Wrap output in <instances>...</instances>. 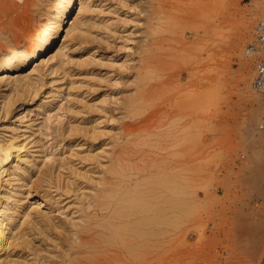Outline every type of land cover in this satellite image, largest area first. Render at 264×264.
Here are the masks:
<instances>
[{"label": "rangeland", "instance_id": "374dc122", "mask_svg": "<svg viewBox=\"0 0 264 264\" xmlns=\"http://www.w3.org/2000/svg\"><path fill=\"white\" fill-rule=\"evenodd\" d=\"M62 2L35 0L33 25L12 34L4 26L0 55L24 42L28 48ZM167 2L84 0L79 16L75 10L83 22L81 34L64 39L63 32L27 71L61 43L66 44V65L44 76L29 104L24 103L28 90L9 87L13 103L7 114L0 113V132L15 128L31 162L20 203L33 213L35 199L48 193L42 209L49 221L40 222L47 227V240L36 237L35 228L30 236L32 249L41 248L39 254L47 259H35L29 245L11 250L9 264H69L76 256L70 247L74 227L85 226L95 213L93 205L106 202L130 215L117 229L94 232L98 247L90 251L97 252L100 264H144L149 251L159 253L161 264H264L262 100L251 86L259 56L255 28L264 18V0H222V9L214 5L217 0H174L169 8L161 6ZM219 16L221 28L215 26ZM204 78L208 81L201 87ZM203 114L207 122L201 124ZM119 182L129 184L117 187ZM24 189L39 194L30 198ZM125 191L126 201L117 206ZM182 193L193 195L188 201ZM180 200L192 207L190 217L185 210L153 211ZM137 217L145 219L140 227ZM172 229L173 235L158 234ZM169 255L173 261L165 263Z\"/></svg>", "mask_w": 264, "mask_h": 264}, {"label": "bare ground", "instance_id": "6f19581e", "mask_svg": "<svg viewBox=\"0 0 264 264\" xmlns=\"http://www.w3.org/2000/svg\"><path fill=\"white\" fill-rule=\"evenodd\" d=\"M84 0H64V2H62V6H60V8L56 11V14L54 15V17L52 18V21H50L49 23H47V25L45 26V28L41 31V33L38 34V36L32 41V43L30 44V46H28V48H26V44L25 42L22 43L19 46H16L15 48L13 47L11 50H6L4 51L1 55H0V113L3 114H7L9 112V109L11 107V103L12 102V98L9 96V94L7 93V91H9V87L14 88L17 90L20 89H26L28 90V95H26L25 97L27 98V100L25 99L26 104H29L33 101L34 97L36 96L37 93V89H38V85H41V81H43L44 76L48 75V74H52L54 73V71L57 70V67L60 66H64L66 65L64 61L65 59V55L63 52V50L66 48V44L64 45L63 43H61L59 45V47L57 48V50L54 52V54L50 55L49 58H47L46 60H43L40 62V66L37 65L32 72L27 71V68L32 65L37 59H39L38 57L41 56L42 54H44L45 52H47L48 50H50L56 43L57 39L61 36V34L64 32V39L66 37V39L70 36L72 38L77 36V33L81 34V26L83 25V22L81 20V18H79V11L82 10V3ZM174 0H168V2L166 3V5H162L164 8H169L171 5V2H173ZM78 2V3H77ZM164 2V1H163ZM175 3V2H174ZM35 0H0V34L2 31V28L6 25L10 26V33H14V30L17 29H21L22 27H24L25 25L30 26V24H32L34 18H33V11H32V7L35 6ZM216 6V8L222 9L223 3L222 0H217V2L214 4ZM79 7V8H78ZM212 7V6H210ZM78 9V16L77 14L75 15V10ZM163 10V9H162ZM172 11V10H171ZM152 14V13H151ZM164 15V14H163ZM166 16V15H165ZM35 21V20H34ZM33 25V24H32ZM223 25V20L222 18L219 16L216 19V23L215 26L218 28H221ZM5 28V27H4ZM23 29V28H22ZM25 29V28H24ZM25 30H23L24 32ZM9 34V33H8ZM78 34V35H79ZM6 35V34H5ZM12 36V35H11ZM6 37V36H3ZM29 37V36H28ZM6 39V38H5ZM31 39V38H28ZM69 39V38H68ZM32 40V39H31ZM4 41V40H2ZM30 41V40H29ZM63 42V41H62ZM19 43V42H18ZM30 43V42H29ZM1 44V43H0ZM1 50V49H0ZM42 65L45 66L46 70L45 73L43 71H41ZM48 70V72L46 73V71ZM140 78V77H139ZM145 80V79H144ZM208 81V79L204 78L203 82L201 84V87H205V83ZM11 90V89H10ZM25 90V91H26ZM29 90H31L30 93H33L32 96H30L31 94L29 93ZM19 97V96H18ZM137 96H134V98ZM17 97H15L16 99ZM140 97H138V100ZM14 99V100H15ZM130 100V99H129ZM200 104L203 107H206V101H205V97L201 96L200 99ZM131 101V100H130ZM133 101V100H132ZM18 102V101H17ZM126 102V101H125ZM134 102V101H133ZM16 103V101H15ZM206 104V105H205ZM24 105V104H23ZM199 105V104H198ZM19 106V105H18ZM12 110V109H11ZM140 112V111H139ZM138 112V114L140 115V113ZM137 114V115H138ZM1 117V116H0ZM22 117H20L21 119ZM207 115L203 114L200 118V122L201 124L206 123L207 122ZM143 121V120H142ZM141 121V122H142ZM72 126V125H71ZM70 126V127H71ZM4 128V127H3ZM2 128H0L1 130ZM74 130V129H73ZM70 131V130H69ZM259 131V128H258ZM261 132V131H260ZM75 142V141H74ZM26 145L23 142V139L21 138V135L18 134V131L13 128H4L1 132H0V264H9V252L11 250L16 251H23V250H27L26 247L28 248L29 245L31 246L30 250L33 251V256L35 257V259L39 258V259H43L46 256L47 259V255H41L39 254L40 249H32V241L31 239H33V237L30 238V236L35 235L36 232H34V228L38 231V235L36 234V237H41V239H46L48 238V234H47V230H46V225L44 224L41 225L40 222L42 221V223H45L44 221H48V219H46L45 217V213H44V209H42V207H45V205H47L45 203L46 200V194H41L40 198H34L35 196H37L39 194L38 190H34L33 192L29 191V190H25L28 191V193L26 194L27 197H32L35 199V203H36V208H34V212L31 213L30 211H28L27 207H25L24 205H21V201L24 200L23 199V192L20 190L22 188V182L24 179V175L26 174V167L29 166V159L27 158V153H25V148ZM205 149V148H204ZM27 152V151H26ZM31 155V154H30ZM33 158V157H32ZM31 159V158H30ZM33 161V160H31ZM34 162V161H33ZM32 166V165H31ZM33 167V166H32ZM31 167V168H32ZM30 168L28 167V170ZM143 174V173H142ZM27 175V174H26ZM141 175V173H140ZM257 175V174H256ZM26 177V176H25ZM29 178V177H28ZM181 177H179L180 180ZM190 178V177H189ZM30 179V178H29ZM129 179V178H128ZM173 179V178H172ZM175 179V178H174ZM27 180V179H26ZM133 180V179H132ZM176 180V179H175ZM189 180V179H188ZM181 181V180H180ZM28 182V180H27ZM137 182V181H136ZM135 182V183H136ZM182 182V181H181ZM125 183V182H124ZM139 183V182H138ZM141 183V182H140ZM185 183V182H183ZM25 185V183H23ZM129 184V183H127ZM126 184V185H127ZM180 184V183H179ZM126 185H121L120 182L116 185L117 187H123L126 188ZM134 185V182H133ZM141 185V184H140ZM192 185V183H191ZM40 186V185H39ZM180 186V185H179ZM115 187V186H114ZM136 187L137 184H136ZM178 187V185H177ZM176 187V188H177ZM181 187V186H180ZM31 188V187H30ZM116 188V187H115ZM122 188V189H123ZM132 188V187H131ZM135 188V187H133ZM182 188V187H181ZM190 188V187H189ZM188 188V189H189ZM29 189V188H28ZM120 189V188H119ZM126 190V189H125ZM192 190V188L190 189ZM110 191H112V189H110ZM155 191V190H154ZM157 191V190H156ZM108 192V191H107ZM115 192V191H114ZM132 192V191H131ZM130 192V193H131ZM182 190L179 191L178 193L181 194ZM191 192V191H190ZM196 192V191H195ZM194 192V193H195ZM104 193V192H103ZM102 193V194H103ZM124 193V192H123ZM126 193H128L129 195V191L126 192L125 194H122L121 197L117 200V202L119 203H115L117 206L124 204V195H126ZM171 194V193H170ZM187 193L183 194L184 196ZM205 194V193H202ZM104 195V194H103ZM102 195V197H103ZM127 195V196H128ZM157 195V194H156ZM155 195V196H156ZM161 195V194H160ZM193 195V194H192ZM190 193H188V201L191 199L190 197L192 196ZM196 195V194H195ZM163 196V195H162ZM166 196V195H165ZM171 196V195H170ZM199 196V195H198ZM108 197V195L106 196ZM119 197V196H118ZM158 197V196H157ZM177 197V196H175ZM26 198V196H25ZM99 198V197H98ZM104 198V197H103ZM154 200L156 197H153ZM166 198V197H165ZM182 198V197H181ZM180 198V199H181ZM186 198V197H185ZM197 198V197H196ZM195 198V199H196ZM33 199V200H34ZM101 199V198H100ZM130 201V198H128ZM140 199V198H138ZM137 199V200H138ZM159 199V198H158ZM163 199V198H162ZM26 200V199H25ZM31 200V199H29ZM111 200V199H110ZM133 200V199H132ZM136 200V201H137ZM142 200V199H140ZM168 200V197H167ZM173 200V199H172ZM187 200V199H186ZM32 201V200H31ZM105 201V200H103ZM122 201H124L123 203H121ZM159 201V200H158ZM30 202V201H29ZM138 202V201H137ZM136 202V204H137ZM163 202V201H161ZM174 202V200L172 201ZM33 203V202H32ZM99 203V202H98ZM109 203V202H108ZM107 202L105 204H99V205H93V208L95 209V213H93V215L91 217H88V219L86 220L87 224L84 226H80L79 229H75L74 225V232L73 234L76 236L75 239L73 240L72 244L70 247L75 248L76 249V256H74L73 258H69L68 263L69 264H100L102 263V261L100 260H96L97 256L94 255V253L97 252H93L90 250H94L98 247V245H96V239L94 237L95 233L97 230H101L104 227L107 228L108 230H111V228L113 229H117L119 226L122 225V223L124 222L123 219H125V217H129L130 214H128L127 212H125V208L121 207L123 209H113L112 206H110ZM112 203V202H111ZM140 203V202H139ZM142 203V201H141ZM145 203V201H144ZM166 203H168L166 201ZM170 203V201H169ZM23 204V203H22ZM114 204V205H115ZM154 204V203H153ZM165 205V202L164 204ZM161 205V206H163ZM169 205V204H168ZM127 206V205H126ZM131 206H135L132 205ZM140 205L136 206L138 207V209H141V207L139 208ZM157 206V205H156ZM160 206V205H158ZM116 207V206H115ZM128 208V207H126ZM148 208V207H146ZM145 208L146 211H148ZM192 207L189 205V203H182L181 200L177 201L176 203L173 204V206H170L167 209H161V208H156L154 211L155 214H157L158 212L161 213V211H169V213H167V215L169 214H174L175 212L178 211H183L187 213V217H190L191 213H190V209ZM150 210V208H148ZM129 210V209H128ZM135 210V209H134ZM133 210V211H134ZM145 210H143V213L146 212ZM185 210V211H184ZM92 211V210H91ZM97 211V212H96ZM142 211V210H140ZM152 211V212H153ZM156 211V212H155ZM100 212V215H98ZM150 212V213H152ZM149 213V212H148ZM139 214V213H138ZM184 214V213H182ZM200 214V213H199ZM135 215V214H134ZM137 216V215H136ZM100 217V218H99ZM143 217V216H142ZM152 217V216H151ZM166 217V216H165ZM168 217V216H167ZM176 217V216H175ZM172 216V218H174V222H176V218ZM180 217V216H179ZM48 218V217H47ZM84 218V217H83ZM150 218V217H149ZM154 218V217H152ZM91 219V222H89V220ZM100 219V220H99ZM137 219L139 220L138 222ZM136 221H135V225L137 224L138 226L141 225L143 221L145 220L144 218H138L137 217ZM148 219V218H147ZM162 219V218H161ZM179 219V218H178ZM149 220V219H148ZM152 220V219H150ZM149 220V221H150ZM155 220V219H154ZM173 220V219H172ZM148 221V222H149ZM158 221V220H157ZM156 221V222H157ZM49 222V221H48ZM147 222V220H146ZM155 222V221H154ZM155 222V223H156ZM172 222V221H171ZM47 223V222H46ZM133 223V222H132ZM145 223V222H144ZM150 223V222H149ZM158 223V222H157ZM159 223H162L159 221ZM164 223V222H163ZM169 223V222H167ZM165 223V224H167ZM49 224V223H48ZM53 224V223H52ZM59 224V223H57ZM128 224V223H126ZM151 224V223H150ZM179 224V221L178 223ZM182 224V223H181ZM180 224V225H181ZM54 225V224H53ZM64 225V224H63ZM125 225V224H124ZM130 225V223H129ZM133 226H135L134 224H132ZM154 225V224H153ZM168 225V224H167ZM173 225H176L175 223ZM123 226V225H122ZM128 226V225H127ZM138 226H135L138 227ZM152 226V225H151ZM157 226V225H155ZM163 226V224H162ZM177 226V225H176ZM196 226V224H195ZM194 226V227H195ZM205 225H203L204 227ZM140 227V226H139ZM149 226H147L148 228ZM165 227V226H164ZM55 228V227H54ZM99 228V229H98ZM129 228V227H128ZM127 228V230H128ZM142 228V227H141ZM150 228V227H149ZM173 228V227H171ZM176 228V227H175ZM173 228V229H175ZM201 228V225H200ZM59 229V228H58ZM65 229V228H64ZM146 229V226H145ZM172 230H160L158 232L159 235H167L169 232L174 233V231ZM178 229V228H176ZM50 230V229H49ZM53 230V228H52ZM71 230V229H70ZM120 230V229H119ZM132 231V229H130ZM139 230V229H138ZM138 230H136L137 232H135L136 234H139L142 236V234H144V231L139 232ZM150 230V229H149ZM148 230V231H149ZM152 230V229H151ZM62 231V230H61ZM129 231V230H128ZM130 231V232H131ZM187 231V230H185ZM64 232V231H62ZM66 232V231H65ZM64 232V233H65ZM109 232V231H108ZM112 232V231H111ZM125 232V231H124ZM196 232V231H195ZM113 233V232H112ZM133 233V232H131ZM155 234L156 231L154 232ZM153 232H151V234H154ZM167 233V234H166ZM187 233V232H185ZM189 233V232H188ZM187 233V234H188ZM191 233V231H190ZM203 233V232H202ZM41 234V236H40ZM50 234V233H49ZM100 234V233H99ZM119 234V233H118ZM134 234V235H136ZM154 234V235H155ZM157 234V235H158ZM192 234V233H191ZM64 235V234H62ZM51 236V235H50ZM104 236V235H103ZM147 236V235H146ZM184 236V235H183ZM151 237L152 236H148ZM160 237V236H157ZM38 238H35V240ZM52 239V237H51ZM58 240L60 239L57 238ZM158 239V238H157ZM182 239V237H181ZM184 239V238H183ZM182 239V240H183ZM186 239V238H185ZM47 240V239H46ZM49 240V239H48ZM56 240V239H55ZM106 240V238H105ZM108 240V239H107ZM106 240V241H107ZM168 240V239H167ZM174 240V237H173ZM40 241V239L38 240ZM44 240H41L40 242H42ZM54 242V241H53ZM56 242V241H55ZM147 241H145L146 243ZM31 243V244H30ZM109 243V241L107 242ZM144 243V242H141ZM148 243V242H147ZM150 244H152V242H149ZM35 244V243H34ZM33 244V245H34ZM39 244V242H38ZM56 244V243H55ZM128 243H124V245H126V249H128ZM155 244V243H153ZM187 244V243H186ZM40 245V244H39ZM42 245V244H41ZM60 245V244H57ZM140 245V243H139ZM143 245V244H142ZM189 245V244H188ZM36 246V245H35ZM141 246V245H140ZM186 246V245H185ZM41 247V246H40ZM46 247V246H45ZM49 247V246H47ZM142 247V246H141ZM144 247V246H143ZM148 247V246H147ZM190 247V246H188ZM192 247V246H191ZM36 248V247H35ZM62 248V247H60ZM65 248V247H64ZM152 248V247H150ZM150 248H148L150 250ZM155 248V247H154ZM158 249V247H156ZM172 248V247H171ZM174 248V247H173ZM29 249V248H28ZM89 251H88V250ZM143 249V248H142ZM189 249V248H187ZM29 250V251H30ZM42 250V249H41ZM52 250V249H51ZM50 250V251H51ZM87 250V251H85ZM191 250L193 251V249H189L188 251L186 250L185 252H191ZM49 251V250H48ZM79 251V253H78ZM145 251V250H144ZM143 251V252H144ZM176 251V250H175ZM65 252V251H64ZM166 252V251H165ZM179 252V251H178ZM30 253V252H29ZM47 253V252H46ZM52 253V252H51ZM145 253V252H144ZM164 253V252H163ZM173 253V251H172ZM21 254V253H20ZM19 254V256H20ZM26 254V253H25ZM24 254V255H25ZM44 254V252H43ZM49 254V252H48ZM55 254V253H54ZM79 254H85V256L80 257ZM171 254V253H170ZM180 254V253H178ZM176 254V255H178ZM182 254V253H181ZM30 255V254H29ZM57 255V254H56ZM65 255V254H64ZM175 255V254H174ZM22 256V255H21ZM32 256V255H31ZM32 256V257H33ZM50 256V255H49ZM173 256V254L171 255ZM181 256V255H180ZM13 257V256H12ZM23 257V256H22ZM25 257V256H24ZM23 257V258H24ZM28 257V256H27ZM31 257V259H32ZM55 257V256H54ZM69 257V256H68ZM71 257V256H70ZM176 257V256H174ZM173 257V259H174ZM179 257V256H178ZM176 257V258H178ZM16 258V257H15ZM19 258V257H18ZM26 258V257H25ZM51 258V257H50ZM53 258V257H52ZM168 258V257H167ZM22 259V258H21ZM28 259V258H27ZM45 259V260H46ZM170 255H169V259H167L165 261V263L170 261ZM264 259V258H263ZM24 260V259H23ZM49 260V259H48ZM54 260V259H52ZM58 260V259H57ZM169 260V261H168ZM177 259H174V261ZM30 261V259H29ZM36 261V260H34ZM39 261V260H38ZM44 261V259L42 260ZM47 261V260H46ZM164 261V260H163ZM173 261V260H171ZM170 261V262H171ZM32 262V261H31ZM55 262V260H54ZM13 263V261H12ZM17 262H15L16 264ZM22 263V262H21ZM24 263V262H23ZM27 263V262H26ZM41 263V262H40ZM44 263V262H43ZM42 263V264H43ZM51 263V262H50ZM20 264V263H18ZM31 264V263H30ZM35 264H37V262H35ZM39 264V263H38ZM46 264V262L44 263ZM54 264V263H53ZM144 264H161L160 262V257H159V253L157 252H153V251H149L146 252L145 254V258H144ZM174 264V263H173Z\"/></svg>", "mask_w": 264, "mask_h": 264}, {"label": "built area", "instance_id": "2783aa9c", "mask_svg": "<svg viewBox=\"0 0 264 264\" xmlns=\"http://www.w3.org/2000/svg\"><path fill=\"white\" fill-rule=\"evenodd\" d=\"M257 57L253 67L252 88L262 100V114L258 125L264 129V18L256 25Z\"/></svg>", "mask_w": 264, "mask_h": 264}]
</instances>
